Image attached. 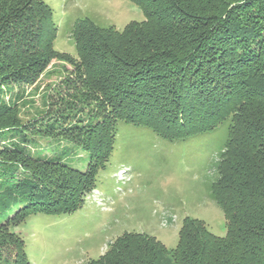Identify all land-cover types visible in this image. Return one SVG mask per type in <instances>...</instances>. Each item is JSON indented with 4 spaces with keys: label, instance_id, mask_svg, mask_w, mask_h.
<instances>
[{
    "label": "trees",
    "instance_id": "trees-1",
    "mask_svg": "<svg viewBox=\"0 0 264 264\" xmlns=\"http://www.w3.org/2000/svg\"><path fill=\"white\" fill-rule=\"evenodd\" d=\"M137 1L156 25L152 34L133 44L142 32L135 24L121 34L80 20L73 58L54 49L58 27L43 0H0V95L10 84L35 83L53 57L74 67L51 104L59 108L53 117L21 124L0 102V264H30L11 227L82 208L119 122L170 141L229 122L210 189L227 234L187 218L171 251L129 232L85 264H264V0ZM43 138L83 149L87 168L36 153Z\"/></svg>",
    "mask_w": 264,
    "mask_h": 264
},
{
    "label": "rangeland",
    "instance_id": "rangeland-1",
    "mask_svg": "<svg viewBox=\"0 0 264 264\" xmlns=\"http://www.w3.org/2000/svg\"><path fill=\"white\" fill-rule=\"evenodd\" d=\"M43 1L52 9L58 27L54 49L73 58H78L73 27L80 20L121 34L135 24L142 32L133 35V44L135 40L141 43V35L152 34L156 28L137 0ZM72 70L67 61L53 57L35 83L10 84L2 89L0 102L16 110L21 124L53 117L59 108L51 104L64 90L63 81ZM228 128L226 122L215 131L170 141L147 128L119 122L109 162L98 173L96 187L86 195L81 209L59 216L34 215L11 227L25 242L29 263L85 264L98 259L111 243L129 232L153 236L171 251L178 245L187 218L201 220L214 235L225 237V215L211 198L210 189L218 175L214 169L228 139ZM38 143L36 153L43 157H58L81 171L87 168L83 149L50 138L38 139ZM124 168L130 175L121 185Z\"/></svg>",
    "mask_w": 264,
    "mask_h": 264
},
{
    "label": "built area",
    "instance_id": "built-area-1",
    "mask_svg": "<svg viewBox=\"0 0 264 264\" xmlns=\"http://www.w3.org/2000/svg\"><path fill=\"white\" fill-rule=\"evenodd\" d=\"M127 173L126 171L124 170L122 173H121V176H120V181L121 182H125L127 180ZM129 179V178H128Z\"/></svg>",
    "mask_w": 264,
    "mask_h": 264
}]
</instances>
